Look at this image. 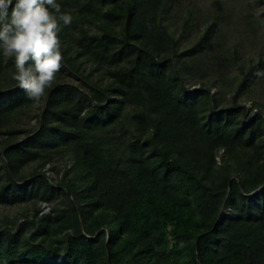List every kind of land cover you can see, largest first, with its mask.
<instances>
[{
	"label": "trees",
	"instance_id": "1",
	"mask_svg": "<svg viewBox=\"0 0 264 264\" xmlns=\"http://www.w3.org/2000/svg\"><path fill=\"white\" fill-rule=\"evenodd\" d=\"M57 2L39 100L0 54V208H30L0 219V264H264V55L228 50L218 15L196 37L190 8L178 34L184 0Z\"/></svg>",
	"mask_w": 264,
	"mask_h": 264
},
{
	"label": "clouds",
	"instance_id": "2",
	"mask_svg": "<svg viewBox=\"0 0 264 264\" xmlns=\"http://www.w3.org/2000/svg\"><path fill=\"white\" fill-rule=\"evenodd\" d=\"M72 20L57 0H0V54L14 58L11 78L30 98L39 100L60 69L58 34Z\"/></svg>",
	"mask_w": 264,
	"mask_h": 264
},
{
	"label": "rangeland",
	"instance_id": "3",
	"mask_svg": "<svg viewBox=\"0 0 264 264\" xmlns=\"http://www.w3.org/2000/svg\"><path fill=\"white\" fill-rule=\"evenodd\" d=\"M184 7V8H183ZM182 10L179 15H175L171 18L169 25L173 29H176L177 33H180V29L183 25V14L185 8H190L194 13V33L196 32L198 37L207 27L208 23L213 20L217 15L223 17L221 21L222 34L225 37V43L228 50L236 48L244 57H253L257 59L258 55H264V14L262 9L257 6L253 0H184ZM253 11L254 18L260 20L258 23L259 36L254 42H251L244 36V32L241 31V19L244 13ZM195 34V35H196ZM188 38L185 41V45L191 44L195 39ZM66 82L78 84L73 78H68ZM198 89V86L192 87ZM216 92V91H215ZM224 104L230 101V96L226 95L222 98ZM38 105L32 107L28 112L22 116L19 121V126L23 128H30L37 125L36 115L39 113ZM247 107L250 109L251 104L248 103ZM32 168H27V171ZM48 176L51 180L55 179L53 173L49 172ZM43 213L48 212L47 208L41 206ZM28 206H18L12 208H0V219L3 217L19 218L23 213L28 211Z\"/></svg>",
	"mask_w": 264,
	"mask_h": 264
},
{
	"label": "water",
	"instance_id": "4",
	"mask_svg": "<svg viewBox=\"0 0 264 264\" xmlns=\"http://www.w3.org/2000/svg\"><path fill=\"white\" fill-rule=\"evenodd\" d=\"M49 177V176H48Z\"/></svg>",
	"mask_w": 264,
	"mask_h": 264
}]
</instances>
